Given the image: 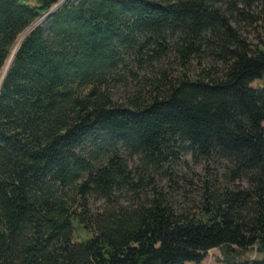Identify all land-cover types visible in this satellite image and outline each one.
Instances as JSON below:
<instances>
[{"label": "trees", "instance_id": "trees-1", "mask_svg": "<svg viewBox=\"0 0 264 264\" xmlns=\"http://www.w3.org/2000/svg\"><path fill=\"white\" fill-rule=\"evenodd\" d=\"M60 1L0 0V264H186L213 248L233 259L264 252V87L252 86L264 76V41L232 25L245 7L67 0L26 34L6 69L20 36ZM172 48L183 72L164 73L155 92L130 106L98 92L127 55L153 62ZM204 54L223 67L189 76L192 56ZM122 148L142 157L143 173ZM186 149L226 159L250 185L209 188L194 210H176L154 187L133 209L89 211L93 189L137 186V174L170 170Z\"/></svg>", "mask_w": 264, "mask_h": 264}, {"label": "rangeland", "instance_id": "rangeland-1", "mask_svg": "<svg viewBox=\"0 0 264 264\" xmlns=\"http://www.w3.org/2000/svg\"><path fill=\"white\" fill-rule=\"evenodd\" d=\"M249 4L250 6H246L243 0L238 1L240 8L245 7L246 15L235 16L236 19H233L232 25L239 28L240 32L254 45H259L261 39L264 41V0H249ZM223 7L226 5L224 4ZM167 39L169 43L172 41L171 36ZM222 67V61L207 54L201 57L193 55L187 73L191 77H196L200 75L202 69L216 70ZM182 72L183 67L178 52L174 48L153 62L135 60L133 56L127 55L118 67L110 68L105 72V78L99 84L98 92L109 94L111 100L117 104L130 106L132 99L155 92L156 87L163 80L164 73L177 75ZM252 86L264 87V76L253 81ZM91 88L92 85L82 88V93L87 94ZM121 155L128 157L127 164L130 169L137 172L141 170L140 173H143L140 155L129 156L124 148L121 149ZM104 160L102 159L103 162ZM231 169L232 163L224 158L205 159L195 156L191 149H186L180 159L172 164L170 170L151 168L150 176L144 174L142 178L137 174L134 180L135 183H139L137 186L136 184L122 185L115 188L108 196L93 189L87 195L88 209L91 213L99 215L122 208L130 210L148 202L156 195L157 190V193H161L176 210H194L201 205L204 192L209 188L217 189L225 186L242 188L250 185L245 178L235 179ZM86 177L87 173H84L78 183L84 181ZM154 187H157L156 190ZM235 254L237 257L233 259L223 254L222 249L213 248L209 250L203 262L191 261L186 264H231L234 261L246 259H264V252H258L256 248Z\"/></svg>", "mask_w": 264, "mask_h": 264}, {"label": "water", "instance_id": "water-1", "mask_svg": "<svg viewBox=\"0 0 264 264\" xmlns=\"http://www.w3.org/2000/svg\"><path fill=\"white\" fill-rule=\"evenodd\" d=\"M67 0H61L57 5H55L50 11H48L46 14L43 15V17L41 19H39L30 29H28L24 34L23 37L26 36V34L32 30L38 23H40L42 20H44L45 18H47L49 15H51L57 8H59L60 6H62L63 3H65Z\"/></svg>", "mask_w": 264, "mask_h": 264}, {"label": "bare ground", "instance_id": "bare-ground-1", "mask_svg": "<svg viewBox=\"0 0 264 264\" xmlns=\"http://www.w3.org/2000/svg\"><path fill=\"white\" fill-rule=\"evenodd\" d=\"M23 38H24L23 36H20V39H19L18 43H17L16 46L14 47V49H13V51H12V53H11L9 59H8V63H7V67H6V69L8 68V66L11 65V63H12V61H13V59H14V56H15V54H16V51H17V49H18V47H19V44H20V42L22 41ZM6 69H5V71H4V74H5V72H6Z\"/></svg>", "mask_w": 264, "mask_h": 264}]
</instances>
